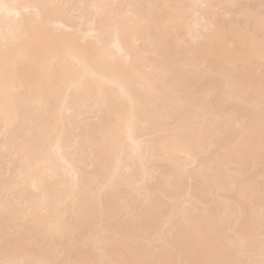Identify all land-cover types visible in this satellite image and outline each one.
I'll use <instances>...</instances> for the list:
<instances>
[{
  "label": "bare ground",
  "instance_id": "bare-ground-1",
  "mask_svg": "<svg viewBox=\"0 0 264 264\" xmlns=\"http://www.w3.org/2000/svg\"><path fill=\"white\" fill-rule=\"evenodd\" d=\"M0 264H264V0H0Z\"/></svg>",
  "mask_w": 264,
  "mask_h": 264
}]
</instances>
